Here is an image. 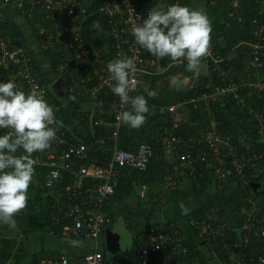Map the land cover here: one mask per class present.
<instances>
[{
  "label": "trees",
  "instance_id": "1",
  "mask_svg": "<svg viewBox=\"0 0 264 264\" xmlns=\"http://www.w3.org/2000/svg\"><path fill=\"white\" fill-rule=\"evenodd\" d=\"M77 1L79 8L80 4L86 7L87 16L80 27L83 39L90 40L93 48L97 46L101 49L100 54H96L94 50L91 51L89 59L83 60L82 63L79 62L82 50L78 47V42L70 45L63 37L64 35L60 34L65 26L63 12L67 11L68 7L52 9L47 4L37 3L34 5L26 3L19 6L17 0H7V3L2 0V3L15 7L18 13L29 22L35 32L38 46L29 41L22 25L8 8L1 4L0 13L3 16L0 18V35L5 38L10 50L21 48L22 51L29 52L34 65L42 72L43 81L50 83L45 99L54 107L57 120L63 123V127L58 131H63L61 136L65 142L82 139L87 144L90 156L85 162L89 163L91 159H94L98 163H103L111 157L115 148V141L110 137L114 129L112 121L116 111L113 110L112 105L116 104L118 108L120 101L119 97L111 91L114 81L107 70V64L117 58L118 49L108 26L107 17L99 9L100 0ZM135 1L145 14L155 5H162L165 1L167 5L175 3L188 5L190 2V0ZM207 2L211 10L220 16L225 28L226 45L224 46L211 33L215 50L223 57L221 63L227 72L224 76L225 80L232 78L239 81L258 79L264 81V64L261 66L255 64L253 48L249 44L256 40L254 29L259 24L253 21V16L264 7V0H207ZM96 11L99 14L95 20L91 15ZM48 13L53 16H47ZM58 34L60 37L56 39ZM45 43L49 45L48 48L42 46ZM144 53L151 55L147 50ZM68 59L72 61L65 65L64 61ZM208 63L210 78L206 82L194 81V79L191 82L192 76H190L188 82L181 85L182 75L194 74L187 71L186 61L175 62L170 57L158 60V66L165 69L163 73L158 74L157 67L154 72L141 73L139 85L131 95H145L148 99L150 112L147 114V123L139 129H132L122 124L117 145L121 148L135 150L139 143L149 142L153 146L155 156L145 168L133 167L130 170L128 168L123 170L117 177L115 192L105 200L104 208L113 218L116 210L112 208L113 203L111 202L126 200L125 197L129 198L132 193H137L143 185L147 186V201L151 204L148 208L143 206L141 210H130V214L134 213L143 218L138 226L139 231L135 244L125 255L114 256L104 251L107 261H111L114 257L126 256L136 260L142 249L150 243L153 227L168 230L170 226H174L183 235L190 234L187 239H182L181 244L188 245L189 251L186 257L192 264H236V261L243 256L249 257L247 264H255L254 259L256 254L262 250L263 242L261 238L252 235L245 244L242 233L244 232L243 225L248 217L260 216L264 213V188L259 186L254 190L252 182L249 183L253 180L259 185L264 178V170L256 172L254 170L256 166L249 169L246 176L249 184L246 181L242 183L241 178L233 176L223 180L222 186H219L213 174L215 162L207 158L198 163L195 170L196 178L189 175L188 170L187 173L185 172V175L190 178L188 187H183L179 180L176 184L167 182L166 176L173 171L175 159L167 157L166 149L161 142V132L169 129H174L175 133L184 138L204 139L215 134L216 128L221 134L231 137V143L237 145L239 154L260 152L264 154V140L262 139L264 133H261L264 131V121H261L259 117L261 112L264 115V96H257L254 91L243 101H238L232 95L222 98L214 96L213 88L222 80V77L213 69V62L210 59ZM4 71L3 67L0 70V82H8L13 77L20 86H24V79L21 75H17L20 72L19 64L11 61L10 68L6 72L8 76L4 77ZM89 75H92V78H89ZM174 76H177L176 81L171 84L170 78ZM108 77L110 81H105L104 79ZM55 78H61L63 93L58 92L51 84ZM151 90L158 92L156 98L147 97V91ZM205 91L211 94L207 101L191 100ZM87 103L92 104L93 107L85 108ZM169 104H178L179 109L183 111V119L178 126H174L172 115L166 108ZM211 108L216 116L214 126L213 117L210 114ZM3 134L5 131L0 133V135ZM63 144L60 143L58 147L61 148ZM52 146L57 147L54 143ZM203 146L201 143V147ZM22 151L21 149L17 154L19 155ZM33 156L36 160L37 157L46 160V151L35 153ZM256 162L258 165L264 162V156L257 158ZM48 170L47 164L37 163L36 175L29 188L28 205L15 219L19 221L23 217L28 224H32L41 211L47 210V222L56 231H61L63 223L72 222V216L66 215V209L71 203L79 201L85 208H91L93 203L90 198L95 193L97 181L90 176L62 169L61 183L49 188L45 184ZM213 180L220 190L240 187V190H244V187L248 190L236 201L233 213L210 203L190 212L187 220L191 227L161 218L162 210L159 209L163 205L162 193H168V199L187 200L201 197L207 192L208 185ZM70 183L72 186L68 188ZM74 188H76V195L71 194ZM205 217L216 226L219 224L224 227L220 226V230L214 236L203 241L198 237L191 219ZM110 221L105 223L104 230ZM233 242L237 245L229 246ZM232 249L235 251L233 254ZM152 257L155 258V253Z\"/></svg>",
  "mask_w": 264,
  "mask_h": 264
},
{
  "label": "built area",
  "instance_id": "2",
  "mask_svg": "<svg viewBox=\"0 0 264 264\" xmlns=\"http://www.w3.org/2000/svg\"><path fill=\"white\" fill-rule=\"evenodd\" d=\"M17 1L19 6H23L26 3H30L32 5L37 3L42 5L47 4L52 9H62L68 7L67 11L63 12L62 17L65 26L63 28L64 31L60 34H62V36L64 35L63 37L70 45L74 44L76 41L78 42V47L82 50L79 62L82 63L83 60L89 59L90 52L93 50L96 54L101 53V49L99 47H92L90 40L83 39L80 27L87 16L86 7H82L80 4L79 8V2L77 0ZM4 3H7V0H4ZM162 6L167 7V2L165 1ZM99 9L107 17L108 26L112 31L114 42L116 43V47L118 49L117 53L136 56L138 58L136 72L138 87L141 73L154 72L158 66L157 58L155 56L146 55L144 53L145 49L140 48V46L135 43L134 37L131 34V27L133 24L140 22L135 17L140 16L146 19L148 13L145 14L143 10L137 6L135 0H100ZM49 14L50 13L46 15L53 16ZM2 16L3 14L0 13V18H2ZM77 21L79 22L77 23ZM253 21L259 25L254 29L256 40L250 42L249 44L253 48V61L256 65L261 66L264 64V7L254 14ZM60 34L56 35V39L60 37ZM42 46L45 48L49 47L47 43L42 44ZM207 58L213 62V69L216 70L219 76L222 77V80L213 88L212 94L214 96L222 98L226 95H232L238 101L245 100L246 96L251 95L253 91L257 94V96H264V81L261 79L239 81L231 78L230 80H225L224 76L227 72L221 63L223 57L215 50L212 40L210 52ZM11 61L19 64L20 72L17 75H21L24 79L23 82L25 81L24 86H20L15 78L12 77V81L16 83L17 87L26 92L36 90L38 93L43 94L46 98L50 83L48 84L43 81L42 72L34 65L31 54L25 50L22 51L21 48L10 50L5 38L0 35V67L1 69H3V67L5 68V71L3 72L4 77L8 76L6 72L10 68ZM71 61L72 59L64 61L65 65ZM88 77L92 78V75H89ZM57 79L58 78H55L51 84H53ZM104 80L110 81V78L108 77ZM210 97L211 94L205 91L191 100L207 101ZM166 108L172 115L174 126H178L183 119V111L179 109L178 104H169ZM121 110L120 106H118L114 113L115 118L112 121L114 129L110 134V137L115 141V148L111 157L105 162L98 163L94 159H91L89 163L85 162L90 157L85 141L82 139H76V141L65 142V139L61 136V132L63 131H58V138L53 142L55 146L57 145V147L55 148L51 146L49 149L45 150L46 160L37 157L38 162L49 166L45 184L47 183V177L51 172L58 171L60 173V179L54 180L53 186L49 188H53L61 183L63 178L62 169L70 170L73 173H79L83 176H90L97 181L95 193L90 198V201L93 203L91 208H85L79 201H76L75 203H71L69 208L66 209V215L72 216V222L62 224L61 232L64 234L72 232L77 236L81 235L95 239H99L102 235H104V225L111 218L109 211L104 208V203L105 200L115 192L117 177L125 168H128V170L133 167L145 168L153 156H155L153 146L149 142L143 141L139 143L137 149L135 150L121 148L117 145L119 131L122 125L117 121V114ZM210 114L213 117L212 120L214 126V123L216 124V116L212 108L210 109ZM259 117L261 121H264V115L262 112ZM2 131L6 132L7 130L0 129V133ZM214 131L215 134L207 136L204 139L184 138L183 136L175 133L174 129L161 132V142L165 149L169 151L170 154L172 152L176 154L173 171L166 176L168 183L176 184L179 180V173L182 171L187 173V170L189 175L196 178L197 176L195 175V170L198 167V163L205 161L207 158L215 162L213 174L215 175L219 186H222L223 180L230 179V177L233 176L241 178L240 180L242 183L245 181L247 182V171L255 166L254 170L256 172L264 170V162L259 163V165L256 162L257 158H262L264 156L262 152L254 154H239L237 145L231 143V137L229 135L221 134L216 128ZM261 133L263 134L264 131H261ZM262 139L264 140V137H262ZM60 143H64L61 148L58 147ZM201 143L204 145L203 147H201ZM141 145H147L151 149V155H148L147 157L140 156L139 149ZM71 186L72 185L70 183L68 188ZM71 194L76 195V188L73 189ZM208 219L209 218L207 217L201 219H191L192 226H195L198 237L203 241L204 239H209L214 236L220 230V226L224 227L219 224L216 226ZM243 227L244 232L242 233V236L245 244H247L246 242L249 241L252 235L254 237L261 238V242H263L261 247L262 250L256 254L254 262L255 264H264V213L260 216L252 215L248 217ZM188 235L190 234L187 233L186 235H183L178 231V229L174 228V226H170L168 230L153 227L150 243L147 247L142 249L136 260L113 258L111 261H107L104 255L105 250L95 248L94 250L87 252L80 259H71L67 254L60 253L56 256L42 258V263L192 264L186 257V254L189 251L188 245L181 244L182 239H187ZM234 244L237 245L236 242H233L230 243L229 246ZM240 251L243 253L241 249ZM153 253H155L154 259L152 257ZM233 253H235V251L232 249V254ZM247 259H249L248 256H243L241 259L236 261V264H247Z\"/></svg>",
  "mask_w": 264,
  "mask_h": 264
},
{
  "label": "clouds",
  "instance_id": "3",
  "mask_svg": "<svg viewBox=\"0 0 264 264\" xmlns=\"http://www.w3.org/2000/svg\"><path fill=\"white\" fill-rule=\"evenodd\" d=\"M131 27V34L140 48L147 50L157 60L170 57L172 61H186V69L199 77L204 70L205 59L211 48L212 22L203 8H192L180 3L167 7L155 5L147 18ZM137 57L123 53L107 64L114 81L111 91L119 97L121 111L117 121L132 129L147 123L150 112L145 95H131L137 87ZM164 68L157 66V73ZM170 80L174 81L175 77ZM158 92L147 91L148 98H156ZM113 110L117 105H112ZM63 123L55 116V109L44 95L36 90L24 91L12 80L0 82V224L16 227L15 217L29 202V188L36 175L37 160L33 154L49 149L57 140ZM23 150L19 155L20 150ZM139 155H151L147 145H141ZM60 179L53 171L47 177V187ZM182 214L189 209L180 203ZM78 242L72 241L75 246Z\"/></svg>",
  "mask_w": 264,
  "mask_h": 264
},
{
  "label": "crops",
  "instance_id": "4",
  "mask_svg": "<svg viewBox=\"0 0 264 264\" xmlns=\"http://www.w3.org/2000/svg\"><path fill=\"white\" fill-rule=\"evenodd\" d=\"M0 4L3 5V7H7L9 12L16 18V20L20 23V25H22L24 32L27 35L29 41L35 46L36 45L38 46V40L29 22L22 15L18 13L15 7L2 3V0H0ZM187 6L192 8H203L207 12L212 22V27H213L212 33L215 35V37L217 38L220 44H222L223 46L226 45L225 28L223 26V21L217 13L211 10V7H209L207 0H190ZM204 59H205L204 70L202 71L199 77H196L195 75H189V77L192 76L191 82L193 79L194 81L206 82L210 78V67H209L208 59L207 58ZM175 62H180V61H175ZM180 80H181V85H183V83L188 82V80L184 81L183 75L180 78ZM175 81L176 79L174 81L171 80L170 83L172 84ZM87 104L85 108L93 107L92 104L89 103ZM166 152H167V157L169 159L173 157L176 160V154L174 152H172L171 154L167 150ZM182 173H184L185 175V172L183 171L180 172L179 181L181 182L183 187L186 188L189 186L190 178L187 177V175L184 176ZM252 181H249V183H251ZM246 183H248V181ZM259 186L264 188V178L261 180V182H259V185H257V187ZM208 187L209 188L207 192H205V194L202 195L201 197H194L187 200L176 199V198L168 199L169 198L168 193L166 194L162 193L163 205L159 209L162 210L161 218L164 220L176 222L179 225H183L185 227L188 226L191 227L189 221L187 220V217L192 210H197L203 205L214 203L218 207H222L228 212L233 213L236 201L239 198L243 197L248 191L246 190V187L243 188L244 190H240L241 187L234 188L231 190H227V189L220 190L216 187L215 180H213L208 185ZM147 190H148L147 186L143 185L137 193H132V195L129 196L127 202L124 203L118 201L111 202V204L113 203L112 208L114 210H141L143 206L148 208V205H150L151 203L150 201H147L148 199ZM181 202H183L184 205L190 210L187 215L182 214V210L180 208ZM20 214H22V212H20L19 215ZM139 216L140 215L136 216L138 217V219L135 225L136 226L135 237L139 231L138 226H140V223L143 219L141 218V216L140 217ZM47 220H48L47 210H43L35 218L32 224H28V222H26V220L23 217H21L19 221L16 220L15 228H10L7 225L1 224L0 225V264H43L42 258L48 256H56L60 253L67 254L71 259H80L87 252H90L95 248H100L107 251L106 233L107 230H109V225L112 222L113 218L111 221L109 220L110 223L107 225L104 235H102L99 239L85 237L81 235L77 236L72 232L64 234L61 231H56L53 227H51L50 224L47 222ZM72 241H77L78 243L74 246L72 244ZM132 248L133 245L127 247V249H125L124 251H121L122 248H120V250H117L115 253L113 254L109 253V254L114 256H117L118 254L125 255ZM114 258L132 259V257H128V256L114 257Z\"/></svg>",
  "mask_w": 264,
  "mask_h": 264
},
{
  "label": "rangeland",
  "instance_id": "5",
  "mask_svg": "<svg viewBox=\"0 0 264 264\" xmlns=\"http://www.w3.org/2000/svg\"><path fill=\"white\" fill-rule=\"evenodd\" d=\"M183 78L184 81H186L190 77L188 75H183ZM127 198L125 197L126 200L122 201L121 203L127 201ZM129 212L130 210H116L113 220L109 225V230L112 232L116 231V233H118L120 236V244L122 248L121 251H124L127 249V247L134 245L136 240L135 225L138 217H136L137 215L134 213L130 214Z\"/></svg>",
  "mask_w": 264,
  "mask_h": 264
},
{
  "label": "water",
  "instance_id": "6",
  "mask_svg": "<svg viewBox=\"0 0 264 264\" xmlns=\"http://www.w3.org/2000/svg\"><path fill=\"white\" fill-rule=\"evenodd\" d=\"M98 14H99V12L96 11L91 16L96 20ZM60 81H61V78H58L53 83V86L56 88V90L58 92L63 93L62 85H61ZM252 185H253L254 190H256L257 184L255 182H252ZM51 190H54V189H51ZM106 246H107L106 247L107 248V251L110 254H113L117 250H120L121 245H120V236H119V234L116 233V232H112L110 230H107V233H106Z\"/></svg>",
  "mask_w": 264,
  "mask_h": 264
}]
</instances>
